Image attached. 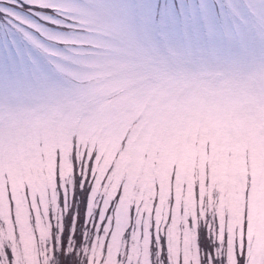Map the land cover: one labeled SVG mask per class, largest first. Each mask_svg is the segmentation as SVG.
I'll return each instance as SVG.
<instances>
[{"label":"rangeland","instance_id":"374dc122","mask_svg":"<svg viewBox=\"0 0 264 264\" xmlns=\"http://www.w3.org/2000/svg\"><path fill=\"white\" fill-rule=\"evenodd\" d=\"M190 2L161 29L157 0H0V264H42L82 177L98 258L202 210L264 264V0Z\"/></svg>","mask_w":264,"mask_h":264},{"label":"snow or ice","instance_id":"6c2138e0","mask_svg":"<svg viewBox=\"0 0 264 264\" xmlns=\"http://www.w3.org/2000/svg\"><path fill=\"white\" fill-rule=\"evenodd\" d=\"M188 9L186 13L183 0H157L148 14L149 23L161 29L178 28L188 22L189 15L196 19L195 3L190 2ZM91 199L92 187L83 177L74 182L70 192L65 186L58 201L59 212L49 216L42 264H250L247 219L243 234L236 230L230 243L228 231L225 228L222 232L219 218L202 214V210L186 218L179 243L167 225L161 229L153 222L142 237L146 244L143 254H138L135 260L126 250L123 254L117 251L113 262L106 243L98 258L96 243L101 233L98 210L92 211Z\"/></svg>","mask_w":264,"mask_h":264}]
</instances>
